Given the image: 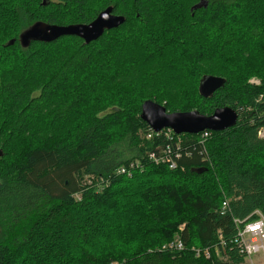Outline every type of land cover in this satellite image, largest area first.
<instances>
[{"label":"trees","instance_id":"1","mask_svg":"<svg viewBox=\"0 0 264 264\" xmlns=\"http://www.w3.org/2000/svg\"><path fill=\"white\" fill-rule=\"evenodd\" d=\"M90 1L54 0L44 5L41 0H21L18 34L35 21L89 23L107 6L124 17L123 23L89 43L65 35L51 42L31 41L26 47L18 38L0 45L17 54L16 71L0 66V104L7 115L0 150V264H53V258L59 264H110L112 256L94 248L96 233L106 227L96 221L98 205L107 206L104 220L115 215L126 221L116 226L129 230L140 229L139 217L161 220L170 212L177 219L175 227L183 224V251L131 252L118 264L243 263L233 242V220L254 217L255 211L264 216V138L257 136L264 125V71L261 83L251 84L203 68L217 64L218 52L242 42H263L264 17L236 32L228 16L245 0H207L194 11L179 9L182 0H157L158 9L149 0H100L94 9ZM38 57L44 60L40 66ZM222 62L223 67L230 64L225 58ZM208 75L220 76L224 83L204 97L199 82ZM115 80L123 82L121 94L105 93L103 84ZM184 83L192 85L196 99L178 109L165 106L167 111L209 115L229 106L238 118L223 130L179 134L180 156L169 169L150 161L148 153L160 151L164 144L176 149L177 136L170 139L160 132L144 139L152 130L140 118L141 101L132 106L123 97H132L137 85H145L165 88L167 96L177 98L176 86ZM85 100L91 101L89 112L66 133L31 134L32 123L41 115L47 126L62 125ZM13 140L18 145L14 154L6 147ZM83 174L93 176L91 185L80 184L77 177ZM208 178L211 182L204 183ZM140 179L138 192L121 195L125 203L119 209V189H131ZM223 200L227 207L221 209ZM65 233L74 238L69 245L75 247V255L60 247ZM214 248H224V259ZM206 249L208 258L203 255Z\"/></svg>","mask_w":264,"mask_h":264},{"label":"rangeland","instance_id":"2","mask_svg":"<svg viewBox=\"0 0 264 264\" xmlns=\"http://www.w3.org/2000/svg\"><path fill=\"white\" fill-rule=\"evenodd\" d=\"M93 1L92 8H96L99 4L100 0H91ZM151 3H157L156 8H159V2L157 0H149ZM200 0H182L179 6V9L183 10L189 9L188 11H194L195 9H192L193 5L197 4ZM90 4V3H89ZM91 5V4H90ZM34 7V5H32ZM90 7V6H89ZM102 7V2L99 6V8ZM204 7V6H201ZM199 7V8H201ZM21 8V0H0V45L4 43V41H7L10 38H18V31L20 29V20L17 15V10ZM35 8V7H34ZM33 8H31L32 10ZM98 9V8H97ZM104 9V8H103ZM102 9V10H103ZM198 9V8H196ZM101 11V10H100ZM99 11V12H100ZM191 14L193 12H190ZM262 14H264V0H250L249 2L247 0L243 1L239 7L231 14H229L228 18L230 19V26L233 30L238 32V28L241 26H245L247 24H250L251 22H259L260 18L264 17ZM245 20V21H244ZM264 21V18H263ZM231 33V30L229 29L225 35H228ZM205 34H201L204 38ZM6 38V40H5ZM203 43H206L204 40ZM210 46H216L215 40H209ZM207 44V43H206ZM214 48V47H211ZM216 49L218 47H215ZM264 41L263 42H256L252 43L249 42L248 44H244L243 42L240 43L236 47H231L229 49L223 50L219 53L217 64L214 62L213 64H208L207 69L203 68L205 72H212L217 74H224V75H230L236 82L243 81L245 78V82L251 83V84H259L261 83V79L263 78L261 72L264 71ZM17 54L12 53L8 50H5L0 46V66H2L1 69H7L8 71H16V68L14 66L17 64ZM43 58V57H42ZM225 58L229 60L230 64L226 65L225 67L222 66L223 59ZM39 61L36 64V66H40L42 63H44V60L41 59V57L37 58ZM248 68V69H246ZM254 69H257L259 71H254ZM122 80H115L114 82H110L107 84H103L105 93L109 92V90H113L117 95L121 94L119 88H121ZM178 83V82H177ZM176 83V84H177ZM200 83V82H199ZM179 88V90L176 92V94L179 96L177 98H170L167 96V92L165 88H151L146 89L145 85H137V90L135 91L134 95L132 97H123V100L125 103H130L132 106H137L138 102H140V105H142V102L146 100H151L156 103L159 102V104L163 105L164 107L167 106L169 109L172 108H181L184 106V104H187L188 102L186 100L196 99L195 95L192 94V85L189 86V83L184 84H178L176 86ZM136 89V88H135ZM59 96V95H58ZM63 99V96H62ZM183 100V101H182ZM138 101V102H137ZM181 102V103H179ZM199 103L195 102V104ZM2 105L0 104V150H3V135L4 130V120L7 119V115L3 112L1 109ZM91 108V101L85 100L83 104V108L76 110L69 118L67 123H64L62 125H57L54 127L47 126L45 122L44 115H41L39 119H37L36 122L32 123V129L31 134L36 136H42V135H50V133H60L64 134L69 129H72L74 125L77 124L78 120L80 121L81 117L85 116ZM164 131H162L163 135L166 131L169 133V129L163 128ZM158 132V131H157ZM147 134L143 136V138L147 139ZM165 136V135H164ZM13 141H10L6 147H11V153H15L16 149L18 148V145H13ZM168 144H164L163 150ZM9 151V155L13 156ZM170 169V168H169ZM127 177H131V175H126ZM141 177L142 180L144 179V176H138L137 178ZM80 181V184L82 185H91L93 181V176L89 174H83L82 176L77 177ZM167 177V181H170ZM142 180H137L134 182V185H130L131 189H124L123 186L116 194V202L117 206L120 209L122 203H125L121 195L123 193L130 191L138 192L141 188L140 184H142ZM146 182H152V181H146ZM204 183H210V179L203 180ZM133 184V182H132ZM200 186L203 185L202 182L199 184ZM96 188L94 189H100L101 191L103 187H100L101 185H95ZM99 187V188H98ZM122 208V207H121ZM99 210L98 219H96L97 222H103L106 223V227L101 230H99L95 235V250L99 252V254H102L104 256L111 257L112 260L110 264H118L120 261L123 262L126 260V257L131 253L134 252V254L138 253H149L156 250H164L162 249L163 246L166 247H172L175 242L178 240H182L180 236V230H182L183 224H180L178 226H174L173 222H175L177 219L174 218L175 214H172L171 212L166 214L161 218V220H155L153 216L143 218L139 217V220H137L139 225V230L135 231L134 229L129 230L128 227L125 225H119L116 226L117 221H121L123 224L126 222L123 219L117 220L115 215L108 216L105 218V214L108 212L106 205H98L96 208ZM126 212V211H125ZM92 213V212H91ZM125 213H122L124 215ZM259 214H261L259 211L255 213L254 217H257ZM262 215V214H261ZM253 215L249 216L251 218ZM168 226L170 228H167L165 226ZM143 226L148 228L147 231L143 230ZM164 227V228H163ZM192 228V227H191ZM178 230V231H177ZM166 232V233H165ZM165 233V235H163ZM67 234H64V237H66ZM74 242V238L71 236H68L65 238L64 241L60 243V247L64 249V252L67 254L69 252H73L75 255V247H73L72 244ZM126 245H129L131 247L130 249L133 251H128L125 247ZM196 250H199L195 248ZM224 248L218 249L214 248V250L219 255L220 259H224L225 256L222 254V250ZM184 250V249H183ZM207 250V249H206ZM53 251V250H52ZM174 251V250H173ZM182 251V250H181ZM204 251V250H203ZM208 251V250H207ZM180 252V251H175ZM172 253V252H171ZM174 253V252H173ZM204 254V252H203ZM58 258H53V264H59ZM245 261V260H244ZM67 264H70L69 262ZM98 264H102L101 262ZM243 264V263H241ZM244 264H246L244 262Z\"/></svg>","mask_w":264,"mask_h":264},{"label":"water","instance_id":"3","mask_svg":"<svg viewBox=\"0 0 264 264\" xmlns=\"http://www.w3.org/2000/svg\"><path fill=\"white\" fill-rule=\"evenodd\" d=\"M205 5L206 2L200 0L193 5L192 9ZM123 21L124 17L122 15L112 13V7L107 6L89 23L59 25L37 21L23 30L18 39L24 47L31 41L51 42L65 35H74L81 38L84 43H89L100 37L105 30L115 28ZM12 42L13 40L9 41L10 44ZM223 83L224 79L220 76H205L200 81L199 92L204 97L210 96ZM140 118L154 132L163 128H170L174 134H194L203 130L219 131L231 127L236 123L238 114L229 106L216 108L209 115L196 110L169 112L163 105L146 100L141 105Z\"/></svg>","mask_w":264,"mask_h":264},{"label":"built area","instance_id":"4","mask_svg":"<svg viewBox=\"0 0 264 264\" xmlns=\"http://www.w3.org/2000/svg\"><path fill=\"white\" fill-rule=\"evenodd\" d=\"M259 98H261V96ZM162 131H164V129H161L158 132H148L146 137L147 139L151 138L153 134H155V136H158V134ZM168 131L169 133H167L166 131L164 132L166 138L172 139L173 135L177 136V138L175 139L176 149L173 150L172 147L168 144L163 150L157 152H149L148 158L154 164H163L166 165L168 168L173 169L176 166L174 158L180 156V140L178 137L179 134H174L171 129H169ZM257 136L260 138H264V125L258 128ZM122 169L123 168H121V170ZM127 175L130 176L131 172L128 171ZM226 207L227 200H223L221 203V209H224ZM256 212L257 211H255L254 214ZM233 222L236 228L233 242L236 245L237 251H239V253L244 256V262L246 264H264V216L259 214L257 217H248L243 220L235 218ZM184 248L185 245L182 240H178L177 242H175L172 247L163 246L164 250H168L172 253L175 251L181 252V250L183 251ZM203 252V255L208 258V251L204 250ZM195 255L198 256V254L196 253Z\"/></svg>","mask_w":264,"mask_h":264},{"label":"flooded vegetation","instance_id":"5","mask_svg":"<svg viewBox=\"0 0 264 264\" xmlns=\"http://www.w3.org/2000/svg\"><path fill=\"white\" fill-rule=\"evenodd\" d=\"M52 1H54V0H41V3L42 4H47L48 2H52ZM204 2H207V0H203ZM36 22V21H35Z\"/></svg>","mask_w":264,"mask_h":264},{"label":"bare ground","instance_id":"6","mask_svg":"<svg viewBox=\"0 0 264 264\" xmlns=\"http://www.w3.org/2000/svg\"><path fill=\"white\" fill-rule=\"evenodd\" d=\"M262 98V97H261ZM163 249V248H162Z\"/></svg>","mask_w":264,"mask_h":264}]
</instances>
